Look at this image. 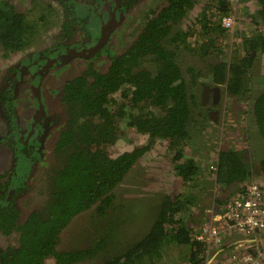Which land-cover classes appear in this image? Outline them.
I'll return each instance as SVG.
<instances>
[{"label":"trees","instance_id":"obj_1","mask_svg":"<svg viewBox=\"0 0 264 264\" xmlns=\"http://www.w3.org/2000/svg\"><path fill=\"white\" fill-rule=\"evenodd\" d=\"M139 1L116 0L112 10L115 20L119 22L121 15ZM256 1L258 7L252 0H210L200 6L197 0H169L158 14L146 19L133 44L112 58L107 73L90 65L64 85L62 102L67 119L49 161L30 156L20 162L22 174L31 167V179L39 164L47 166L43 187L48 194L46 203L20 222L17 210H0V228L19 232V248L11 249L10 264H44L46 258H53L54 264H83L90 260V264H169L171 259L167 252L163 254V249L170 246H184L185 251H180L184 259L201 264L198 255L205 252V244L193 239L201 223L192 228L197 219L191 207L198 193L182 191L164 197L154 221L155 212H151L153 223L139 241L140 236H133L130 229L138 218L152 211L151 202L148 213L145 205H137L140 207L133 215L132 227L126 224L123 213L106 211L114 199V189L118 191L140 157L161 140L174 150L173 168L182 182L191 189L200 187L199 166L193 158L184 156L183 145L190 139L189 123L196 121L195 116L201 117L203 107L189 89L201 75L212 74L214 81L223 83L228 95L236 97L239 108V100L248 102L251 124L246 125L244 114L243 133L252 131V141H258L262 148V156L253 157L252 161L251 147L256 142L218 150L213 169L216 184L235 194L251 181V167L264 178L263 71L258 77L262 81L258 83L260 91L250 95L249 87L251 70L254 68L256 75L255 66L264 60V0ZM65 8L70 13L71 8ZM236 8L242 10L237 12ZM227 17L232 20L229 27L224 25ZM42 23L47 25V19L27 20L10 0H0V47L8 51L22 48ZM180 24L185 26L180 28ZM68 32L72 33V29ZM97 34L98 28H94L93 35ZM185 56L203 63L204 72L184 65ZM121 123H125L124 127ZM131 132L146 143L131 150L114 151V146L129 138ZM20 186L26 184L22 182ZM216 198L215 205H220L227 196L224 201ZM94 204L95 217L101 221L105 214L109 215V221L121 227L125 243L112 244L116 234L110 239L107 223L101 224L104 229H95L92 236L80 237V242H66L72 219L79 216L74 220H80V214ZM10 208L15 207L7 209ZM115 245L122 249L113 253ZM101 253L106 258L99 259L103 257Z\"/></svg>","mask_w":264,"mask_h":264},{"label":"flooded vegetation","instance_id":"obj_2","mask_svg":"<svg viewBox=\"0 0 264 264\" xmlns=\"http://www.w3.org/2000/svg\"><path fill=\"white\" fill-rule=\"evenodd\" d=\"M115 1L31 0L26 13L11 2L27 20L35 18L42 22L47 19L48 22L47 25L40 24V28L22 48L8 51L0 47V210H17V222L24 221L31 211L41 208L48 199L43 188L46 186L44 173L47 166L39 164L31 179V167L28 173L22 174L20 162H26L30 156L49 161L67 119L62 102L64 85L81 75L90 65L101 73H107L112 58L118 57L133 44L146 19L158 14L169 0H140L133 9L120 14L119 22L112 11L116 6ZM65 6L71 8L70 13H67ZM140 8H144V11L139 21H135V13ZM183 26L180 24V28ZM86 27H90V31ZM119 27L121 34L115 38L113 35L119 31ZM94 28H98L97 36L93 35ZM70 29L72 33L68 32ZM210 75L199 76L197 83L189 87L203 107L201 117L195 116L196 121L190 122L189 127H202L205 121H215L224 107L222 97L228 95L226 88L223 83L214 81L213 77L208 79ZM116 96L118 99L119 95ZM120 125L124 127L125 123ZM161 142L168 144L165 140ZM130 178L131 173L120 183V193L114 189V199L106 212L123 213V217L130 214L129 224L125 220L132 227L135 220L133 215L138 209L134 205L138 194L135 190L124 193V185ZM22 182L26 187L20 186ZM130 199L132 203H129ZM11 205L16 209H7ZM96 206L91 205L82 212V218L77 222L74 219L79 216L72 219L68 225L71 233L66 242H80V237L83 239L94 234L90 224L98 220L95 217ZM109 218L105 214L101 219H106V222ZM11 223L8 221V224ZM77 224L83 225V228ZM74 225L80 230L77 231ZM18 237V230L8 232L0 228V264L7 261L10 264L11 249L17 251L19 248ZM101 256L99 259L106 258L104 253ZM91 261L83 264H90ZM44 264H54L53 258H46Z\"/></svg>","mask_w":264,"mask_h":264},{"label":"rangeland","instance_id":"obj_3","mask_svg":"<svg viewBox=\"0 0 264 264\" xmlns=\"http://www.w3.org/2000/svg\"><path fill=\"white\" fill-rule=\"evenodd\" d=\"M197 1H198L197 4L198 6H200V4L204 2L205 3L210 2V0H197ZM252 1L258 7L257 1L256 0H252ZM11 2L16 6L17 9L23 10L26 13L28 7L30 6L31 0H12ZM197 9L198 7L196 8V10ZM239 9L241 8H236L237 12ZM243 9L245 10V8ZM142 11H144V8H140L136 11L135 21H139L140 16H142L141 14ZM245 26L247 25L245 24ZM120 28L121 27H119V31L113 35L115 38L116 37L118 38V35L121 34L119 33L121 32ZM122 28L123 30H125V27ZM86 29L90 31V27H86ZM182 63L184 65L190 64L192 66H195L196 69L201 68L202 70H204L203 63H201L199 60L192 61L187 56L184 57ZM255 69H257L258 73L255 75L256 72L254 71V68L251 70L250 77L252 81L251 84H249V87H251L250 95L253 96L256 95L262 88L258 85V83L262 82V81H258V77L262 74L261 72L263 71V78H264L263 59H261L258 62V64L255 66ZM222 100L224 102L222 103V107L223 106L224 107L219 112V116L217 114L218 119H216L215 121H208V122L205 121V124H203L202 127H199L197 125H193V128L190 127L189 129L191 132L190 139L188 140V142H186V144L183 145L184 156L187 158H193L199 166L201 178L199 177L200 179L198 180L200 187L197 186L194 189H191L182 182V179L175 173L173 168L172 157L174 154V150L170 148L169 145L166 144L165 142L160 141V143L155 144L150 148L149 151L144 153L138 160L137 162L138 164L136 165L135 170L131 172L130 181L124 185V188L126 190V192L124 193L129 194L133 190H135L136 193L138 194L137 197L140 198L142 201L140 202L135 201L134 205L135 206L145 205L146 206L145 209H147L146 213H148L150 209H148L147 205L151 202L150 205L153 209L148 214L145 213L146 214L145 216H141L140 218H138L137 223L134 225V227L130 229L131 234L133 236H140V238L137 241H139L142 238V236L148 231V226L152 221L151 212H155L153 218L154 221L156 213L161 203L163 202L164 197L166 196H171L176 193H180L182 191L187 194L191 193V195H195L196 193H198L196 196L195 204L191 205V207L194 210L193 212L194 218L198 219L195 226L197 227L199 226L200 223H202L207 219L208 217L207 210L215 207L216 201H214V199L216 197H217L216 199H220L224 201L225 196H227L228 199L230 198V196L234 194V192L232 193V190H228V189H226L227 192H225L223 188L220 187L215 182L213 169L215 165L214 162L218 154V150L228 147H233V148H238L240 146L244 147L245 146L244 143L246 141H248V143L256 142L257 145H252L251 147L250 160L252 161L253 157L262 156L260 151L261 147L260 145H258V141H252L254 140L252 131L250 134H245V132L243 133L244 128L242 127V125H243L244 114L246 115V125L250 126L251 124V119L249 116V114L251 113V108L249 107L248 102L246 100L242 102L241 100L242 104H241V108H239V106H236L235 103L236 99L234 95H227L226 97L223 95ZM241 102H239V104ZM139 143L144 144L145 141L142 140L139 135H136L131 132L129 138H127L124 141L118 142L114 146L115 147L114 151L122 152L125 150H131L133 146H140V145H134ZM251 170H252V175L250 176L251 181H256L257 183L263 184L262 187L264 189V180H263L264 178L261 176V174H259L257 170H253V167H251ZM260 177H262L263 179L261 180ZM119 197L121 196L119 195ZM140 206H138L137 208H139ZM129 218H130V214L125 216V219L128 220ZM105 220L106 219H101V221L99 220L93 221L91 222L90 226L93 230H95L97 229L98 226L99 228H101L102 227L101 224L107 223L108 228L110 230L108 232L110 234V239H113L114 235L116 234V240H112V244L114 245V244L125 243L126 239L123 240V237L120 232V227H118L116 223L109 221V219L106 222ZM81 222L82 220L79 221V223ZM77 225H74V228L77 229L78 231L80 229L77 227ZM78 226L83 228V225H78ZM127 231L128 230L123 232H127ZM121 247L122 246L120 245H115V249L112 250V252L115 253L119 248L122 249ZM126 248L127 247H125V249ZM185 249L186 248L184 246L182 247L170 246L169 249L166 248L163 249V254L167 252V258L171 259V263L169 264H193L190 263L188 259H184V257L181 255L180 251L181 252L185 251ZM209 250L210 251L213 250V245L208 247V250L205 252V254L203 252V254L198 255L201 256L200 259L202 260L201 261L202 264H205L207 262L208 264H211L210 257L206 255V253H209ZM213 260L215 261L214 264H221V261L223 259H220V257L215 256Z\"/></svg>","mask_w":264,"mask_h":264},{"label":"built area","instance_id":"obj_4","mask_svg":"<svg viewBox=\"0 0 264 264\" xmlns=\"http://www.w3.org/2000/svg\"><path fill=\"white\" fill-rule=\"evenodd\" d=\"M231 21L230 18H225L224 25L229 27ZM244 185L241 191L226 199L220 207L207 210V219L193 233L195 241L210 245L220 243L224 233L251 235L264 232V189L256 181L246 182ZM251 249L231 252L221 264H264V245L255 244Z\"/></svg>","mask_w":264,"mask_h":264},{"label":"crops","instance_id":"obj_5","mask_svg":"<svg viewBox=\"0 0 264 264\" xmlns=\"http://www.w3.org/2000/svg\"><path fill=\"white\" fill-rule=\"evenodd\" d=\"M262 177H260L261 180L263 179ZM257 180H259V179H257ZM220 205H215V207L218 208V207H220ZM201 221H202V219H201ZM196 223H197V221L192 225V228H194V229L196 228L195 227ZM255 244L259 245V246H263L264 245V235H262V236H258L255 234L245 235V234H241V233H237V232L232 233V234L224 233L222 241L220 243L212 244L213 250L212 251L209 250V253H206V255L210 257L211 264H214L215 261L213 260V258L215 256L220 257V259H224L225 257L229 256L231 254V252L232 253L233 252L238 253V252H242V251H250V250H252L251 249L252 246ZM248 246H250L251 248ZM208 247H209V245L205 244V250H204L205 252L207 251ZM205 252H204V254H205ZM208 254H210V255H208ZM209 257H207V258H209ZM200 263L202 264V262H200ZM205 264H208V262Z\"/></svg>","mask_w":264,"mask_h":264},{"label":"water","instance_id":"obj_6","mask_svg":"<svg viewBox=\"0 0 264 264\" xmlns=\"http://www.w3.org/2000/svg\"><path fill=\"white\" fill-rule=\"evenodd\" d=\"M212 78V76L210 75L209 76V78L208 79H211ZM255 235H258V236H262V235H264V232L262 233V232H255L254 233ZM251 235H253V234H251ZM212 244H210L209 246H211ZM208 250V249H207Z\"/></svg>","mask_w":264,"mask_h":264}]
</instances>
